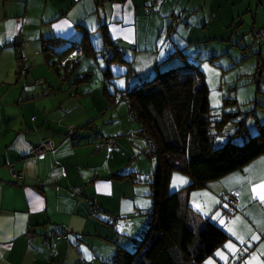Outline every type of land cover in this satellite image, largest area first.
Wrapping results in <instances>:
<instances>
[{
	"label": "crops",
	"instance_id": "obj_1",
	"mask_svg": "<svg viewBox=\"0 0 264 264\" xmlns=\"http://www.w3.org/2000/svg\"><path fill=\"white\" fill-rule=\"evenodd\" d=\"M263 26L264 0H0V264H112L116 246L129 248L147 227L156 166L139 121L114 94L197 63V48L212 41L240 40L248 44L233 62L246 51L257 58L253 81L264 94V43L245 38ZM73 44L84 51L68 70L60 61ZM105 136L117 146L96 150ZM44 141L52 148L33 153ZM190 182L172 170L166 187L180 196L187 227L198 232L208 220L228 235L206 264H264V152L188 191ZM230 190L239 204L226 219L221 196ZM47 230L68 241L45 239Z\"/></svg>",
	"mask_w": 264,
	"mask_h": 264
},
{
	"label": "trees",
	"instance_id": "obj_2",
	"mask_svg": "<svg viewBox=\"0 0 264 264\" xmlns=\"http://www.w3.org/2000/svg\"><path fill=\"white\" fill-rule=\"evenodd\" d=\"M74 45L66 50L67 54ZM76 62L77 59L66 66L68 70ZM105 70L108 72L109 68ZM204 77L198 63L185 61L156 72L140 87L122 92L129 100L130 114L141 125L140 135L150 139L156 166L150 182L152 204L147 227L138 239H132L129 248L116 246L112 264H202L228 237L208 220L198 232L188 228L181 214L180 196L166 193L172 170L189 175L191 182L186 189L190 191L240 169L264 152V123L242 143L228 139L213 148ZM228 100L236 103L231 99H226V103ZM244 131L242 124L240 133ZM190 149L192 158H187Z\"/></svg>",
	"mask_w": 264,
	"mask_h": 264
},
{
	"label": "rangeland",
	"instance_id": "obj_3",
	"mask_svg": "<svg viewBox=\"0 0 264 264\" xmlns=\"http://www.w3.org/2000/svg\"><path fill=\"white\" fill-rule=\"evenodd\" d=\"M173 34L169 32V36L176 38ZM178 40L180 49L184 48L187 44L183 43L185 40L182 38ZM212 43L208 47H192L189 51L201 49L202 57L197 63L204 73L208 87V101L211 108L209 117L212 120L209 132L213 139L212 146L216 148L222 146L228 139L242 143L244 135L249 133V137L257 133V130L254 128L252 130V127L257 124V118L264 119L262 117L264 116V94L257 92L256 81H253L257 58L250 54V51H246L245 58L242 60L240 58L237 63L233 62L244 51L242 48L248 42L240 40L241 47L234 45L233 41H212ZM228 49L229 51L226 52ZM213 56L215 57L212 58ZM262 76L260 85L264 84V69ZM226 99L237 102L230 104L228 100L226 103ZM242 124L246 132L240 133ZM248 129H251V132ZM191 146L193 144L190 148ZM192 154L193 151L188 150L187 158H192ZM145 217L146 221H149L150 212H147ZM135 238L138 239L139 236ZM202 264H206V261Z\"/></svg>",
	"mask_w": 264,
	"mask_h": 264
},
{
	"label": "built area",
	"instance_id": "obj_4",
	"mask_svg": "<svg viewBox=\"0 0 264 264\" xmlns=\"http://www.w3.org/2000/svg\"><path fill=\"white\" fill-rule=\"evenodd\" d=\"M177 20L178 19L176 18V21ZM245 38L248 39L250 42L260 41V42L264 43V26L250 30L246 34ZM82 54H83V48H82L81 44H75L73 46V48L71 49V51L67 54V58L60 61V65L62 67H66L68 65L70 66ZM25 60L26 59L23 57L22 61L24 62V64H23V67L21 68L22 74H24L26 72L27 66H28V65H26ZM35 82L39 83V82H41V80L37 79ZM119 99L124 100L128 105L129 100H128L125 93L116 92L114 94V100H119ZM130 115L132 116V118L136 119L135 115H133V114H130ZM75 132H76L75 128L69 129V134H74ZM142 137H144L146 140L150 141V139L147 135L144 134V135H142ZM116 146H117V143H116V139L114 136L102 137V138H100V140H98L97 142L94 143V147L96 150L103 149V148H114ZM51 148H52V146H51L50 142L44 141V142L40 143L38 146H36L35 148H33L32 152L33 153H41L43 151H48ZM11 172H12V176L14 178H18V179L22 178L21 172H16L13 169ZM79 191H80V187L75 186L73 188V193L77 194V193H79ZM221 197L226 202V206L223 210V216H224V218L229 219L232 217L234 212L237 211V209H238V204H239L238 195L235 191L230 190V191L223 193ZM92 210H93V212L96 213L99 211V207L96 204H94ZM114 219L109 220V223L113 224L115 221ZM44 237H45V239L53 240L54 242H58L61 240L68 241V233H66V232L60 233V232H57L56 230H47V232L44 234ZM29 238L31 239L32 236L29 235ZM238 257L241 258L240 255H238Z\"/></svg>",
	"mask_w": 264,
	"mask_h": 264
},
{
	"label": "snow or ice",
	"instance_id": "obj_5",
	"mask_svg": "<svg viewBox=\"0 0 264 264\" xmlns=\"http://www.w3.org/2000/svg\"><path fill=\"white\" fill-rule=\"evenodd\" d=\"M262 198H264V197H262Z\"/></svg>",
	"mask_w": 264,
	"mask_h": 264
}]
</instances>
